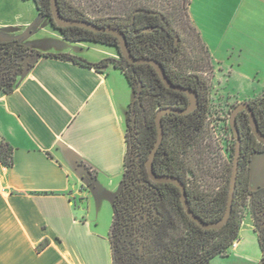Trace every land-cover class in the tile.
Wrapping results in <instances>:
<instances>
[{
    "label": "crops",
    "instance_id": "crops-1",
    "mask_svg": "<svg viewBox=\"0 0 264 264\" xmlns=\"http://www.w3.org/2000/svg\"><path fill=\"white\" fill-rule=\"evenodd\" d=\"M27 2L34 7L0 22V42L92 64L119 59L115 48L65 40ZM189 14L230 87L250 96L263 91L264 0H192ZM28 63L33 67L17 75L14 92L0 91V143L13 149V166L0 163V264H113V211L103 231L93 207L111 200L113 209L121 189L133 87L111 63L97 69L36 56ZM254 164L251 192L262 187L253 185Z\"/></svg>",
    "mask_w": 264,
    "mask_h": 264
},
{
    "label": "trees",
    "instance_id": "trees-1",
    "mask_svg": "<svg viewBox=\"0 0 264 264\" xmlns=\"http://www.w3.org/2000/svg\"><path fill=\"white\" fill-rule=\"evenodd\" d=\"M27 1L35 3L39 14L49 19L65 40L115 48L121 59L110 58L92 64L69 54L41 53L18 41L0 42V91L13 93L17 75L33 67L18 62L27 56H36L97 69L111 63L125 74L135 94L143 88L136 108L148 103L151 117L144 125H137L134 137L141 167L129 169L127 141L124 178L113 201L109 231L113 264H209L218 256H227L238 242L248 205L262 251L260 264H264V188L250 191L247 169L251 155L263 154L264 145L254 138L252 131L242 130L241 134L243 152L232 217L221 230L203 229L186 213L181 190L174 184L153 182L146 170V161L158 137L156 112L164 107L186 106L187 95L166 89L153 67L129 64L121 55L116 36L80 27L60 28L52 18L50 0ZM58 1L62 15L68 19L119 28L125 33L132 54L137 58L159 60L174 83L195 89L205 81L208 83L212 59L191 22L192 0ZM195 41L206 57L197 52ZM251 105L264 133V95ZM201 110L203 115L196 112L167 117L166 139L157 154L154 170L158 175L178 177L187 187L195 214L212 223L221 220L227 209L234 156L232 166L223 165L221 149L205 123V109ZM0 163L13 166V149L5 141L0 143ZM86 169L95 176L90 167ZM47 245L48 242H44L41 249Z\"/></svg>",
    "mask_w": 264,
    "mask_h": 264
},
{
    "label": "rangeland",
    "instance_id": "rangeland-1",
    "mask_svg": "<svg viewBox=\"0 0 264 264\" xmlns=\"http://www.w3.org/2000/svg\"><path fill=\"white\" fill-rule=\"evenodd\" d=\"M32 2H27L24 0H0V22L10 19L13 11L16 9H23L22 7H34ZM230 10V8H229ZM236 15V12L232 10L231 15L228 13L227 16V26L230 27L232 21ZM223 22V20H222ZM233 37V34L230 35L229 39ZM194 39V37H193ZM196 39V38H195ZM197 52L201 53V56H205L204 52L195 41ZM89 47H96L92 44H88ZM98 48H103L97 46ZM119 60L120 55L118 53ZM26 60H21L19 63L25 64ZM210 73L208 74V83H209V104H210V116L216 125L215 129V143L217 147H220L221 153L223 156V162L227 163L229 166H232V160L234 156V149L236 140L230 129V113L228 112L230 108L239 104L241 102L255 101L256 99L264 95V89L261 92L253 93V96H250L247 93L235 91L230 87V80L228 75L224 70L218 68L217 65L211 60ZM151 117L148 113H143L140 110V107H135L134 114L132 110L129 113L127 121V141L129 143V169L136 168L139 169L141 166V160L137 155V151L134 147V137L136 127L144 125L145 122ZM242 128L245 133H250L249 125L242 119ZM253 135V134H252ZM254 136V135H253ZM255 138V137H254ZM256 139V138H255ZM256 167H258L259 174L254 178L253 185L261 184L260 188H264V154L254 155L251 158ZM252 163L248 164L247 169L249 173L251 171ZM221 181H219L220 183ZM259 189V188H258ZM87 188L83 187V191H86ZM94 211L100 212V226L101 229L108 230L110 223V216L112 214V201H106L105 206L98 209V205L94 204ZM255 220L252 217V209L248 205L245 210V216L243 218V223L241 226V231L239 234V245L237 243L228 251L227 256H218L212 260L209 264H260L262 259V251L259 244V238L257 233L254 231ZM253 229H250V227Z\"/></svg>",
    "mask_w": 264,
    "mask_h": 264
},
{
    "label": "water",
    "instance_id": "water-1",
    "mask_svg": "<svg viewBox=\"0 0 264 264\" xmlns=\"http://www.w3.org/2000/svg\"><path fill=\"white\" fill-rule=\"evenodd\" d=\"M51 2V10H52V18L55 22V24L60 28H67V27H80L84 28L86 30L92 31L94 33H104V34H111L116 36L119 39V47L121 51V55L125 58V60L132 64V65H150L154 67V69L157 71L159 76L161 77L164 84L172 90L178 91V92H184L193 97L194 105L185 110H175L173 108H166L160 110L156 117H155V123L157 127V141L155 143L154 148L152 149L148 160L146 161V170L150 177V179L153 182L156 183H169L174 184L177 186L182 193V203L184 205L185 211L187 212L188 216L192 221L197 223L200 227L206 230H221L223 229L230 221L233 209H234V201H235V195L237 190V184L239 179V173H240V161H241V155H242V136L239 130L238 126V115L245 111L249 115V122L250 127L252 130L253 135L255 136L256 140L264 145V133L260 129V125L257 119V116L254 112V110L251 108L250 104L247 102H243L238 104L234 111L231 114L230 118V126L234 133V137L236 140V148H235V155H234V161H233V170H232V176H231V182H230V190H229V198L227 203V209L223 216V218L217 222L208 223L205 222L203 219L198 217L192 210L188 201L187 191L186 187L178 178L167 176V175H158L154 170V162L157 156V152L159 148L161 147L165 132H164V126H163V117L170 113H177V114H189L192 111H194L198 106V96L196 93L192 92L191 90L185 89L183 87H179L174 85L166 76L165 70L163 66L153 59H147V58H136L129 47L128 40L125 36V34L118 28L115 27H105V26H99L95 23L85 21V20H75V19H68L64 17L61 13L58 0H50ZM141 89L137 91L135 94V97L133 99V102L131 104V110L134 114L136 102L140 97Z\"/></svg>",
    "mask_w": 264,
    "mask_h": 264
},
{
    "label": "flooded vegetation",
    "instance_id": "flooded-vegetation-1",
    "mask_svg": "<svg viewBox=\"0 0 264 264\" xmlns=\"http://www.w3.org/2000/svg\"><path fill=\"white\" fill-rule=\"evenodd\" d=\"M58 3H59V1H58ZM59 7H60V5H59ZM98 25V24H97ZM99 26H101V25H99ZM105 27H111V26H105ZM116 28V27H115ZM119 29V28H118ZM123 32V31H122ZM124 33V32H123ZM125 34V33H124ZM126 36V35H125ZM127 38V37H126ZM30 57H32V56H27L23 61H25L26 60V62H25V64H29L28 63V59L30 58ZM137 58V57H136ZM138 59H140V58H138ZM147 59H153V60H156L157 62H159L162 66H163V64L159 61V60H157V59H154V58H147ZM130 64V63H129ZM132 65V64H131ZM141 66V65H140ZM148 66H150V65H148ZM152 67V66H151ZM163 68H164V66H163ZM153 69H154V67H153ZM155 70V69H154ZM164 70H165V68H164ZM155 72L157 73V71L155 70ZM165 73H166V70H165ZM157 75L159 76V74L157 73ZM166 76H167V73H166ZM159 78H160V80L162 81V79H161V77L159 76ZM167 78L169 79V77L167 76ZM174 85H176V86H179V87H183V88H185V89H188V90H191L192 92H194V93H196L197 94V96H198V106H197V108L194 110V111H192L191 113H189V114H177V113H170V114H167V115H165L164 117H163V126H164V132H165V136H164V140H163V143H164V141H165V139H166V134H167V132H166V128H165V120L167 119V117L169 116V115H171V114H174V115H180V116H189V115H192V114H194V113H196V112H200V115H203V110H201V109H205L204 110V116H205V123H206V125H207V127L209 128V130H210V132L211 133H213V134H215V129H216V125H215V123H213V121H212V119H211V116H210V113H211V110H210V104H209V89H210V87H209V83H207V81H205L201 86H198V88L197 89H195V88H193V87H185V86H183V85H178V84H176V83H174L171 79H169ZM162 83H163V85L166 87V89H168V90H170V91H173V92H176V93H183V94H186L187 95V105L186 106H183V107H164V108H161V109H159L157 112H156V115H157V113L160 111V110H162V109H166V108H173V109H175V110H182V111H185V110H187V109H189V108H191L193 105H194V100H193V97L191 96V95H189V94H187V93H184V92H178V91H175V90H172V89H169L165 84H164V82L162 81ZM139 89H141V91H142V87H140ZM140 95H141V93H140ZM253 101H248L247 103H249L250 104V106H251V108L254 110V108L252 107V105H251V103H252ZM241 103H243V102H241ZM240 104V103H239ZM238 104H236L235 106H233L232 108H230V110L228 111L229 113H230V115L232 114V112L234 111V109H235V107L237 106ZM140 110H141V112H143V113H148V114H150V112H149V108H148V103H146V105H143L142 107H140ZM254 112H255V110H254ZM255 114H256V112H255ZM257 116V115H256ZM156 117V116H155ZM231 118V117H230ZM244 118V121L246 122L247 121V124L249 125V127H250V122H249V115L247 114V112H245V111H243V112H241L239 115H238V126H239V130H240V133L242 134V119ZM150 119V118H149ZM258 119V118H257ZM259 122V121H258ZM230 129H231V126H230ZM260 129H261V127H260ZM250 130H251V127H250ZM231 131H232V129H231ZM252 131V130H251ZM262 131V130H261ZM263 132V131H262ZM232 134H233V136H234V133H233V131H232ZM253 134V133H252ZM242 136V135H241ZM255 137V136H254ZM235 138V137H234ZM243 142V141H242ZM163 143H162V145H163ZM207 144V142H205V145ZM162 145H161V147H162ZM160 147V148H161ZM160 148H159V150H160ZM242 148H243V145H242ZM207 150V153L209 154V148H206ZM159 150H158V152H159ZM158 152H157V154H158ZM243 152V151H242ZM222 154V153H221ZM264 154V153H263ZM213 155V154H212ZM254 155H257V154H253V155H251V157H250V164L251 163H253L252 162V160H251V158L254 156ZM258 155H260V154H258ZM214 157H216V155H213ZM242 156V155H241ZM223 157V156H222ZM156 158H157V156H156ZM156 160V159H155ZM221 161L223 162V159H221ZM255 162V161H254ZM155 163V162H154ZM227 165V163L225 162H223V165ZM167 176H172V175H167ZM172 177H176V176H172ZM250 177H251V171H250ZM176 178H178V177H176ZM179 179V178H178ZM180 180V179H179ZM239 180V179H238ZM181 181V180H180ZM219 181L220 180H218L217 182L219 183ZM182 182V181H181ZM184 184V183H183ZM249 184H250V182H249ZM185 185V184H184ZM237 186H238V184H237ZM185 187H186V185H185ZM186 191H187V187H186ZM187 196H188V193H187ZM235 197H236V195H235ZM188 201H189V197H188ZM235 202V201H234ZM189 204H190V202H189ZM190 207H191V204H190ZM191 210L193 211V209H192V207H191ZM194 212V211H193ZM187 213V212H186ZM195 213V212H194ZM199 217V216H198ZM201 218V217H200ZM202 219V218H201Z\"/></svg>",
    "mask_w": 264,
    "mask_h": 264
}]
</instances>
